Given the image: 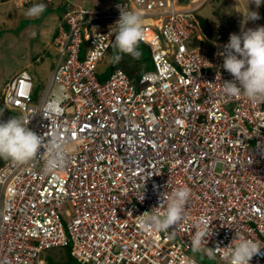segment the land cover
Masks as SVG:
<instances>
[{
    "label": "built area",
    "instance_id": "built-area-1",
    "mask_svg": "<svg viewBox=\"0 0 264 264\" xmlns=\"http://www.w3.org/2000/svg\"><path fill=\"white\" fill-rule=\"evenodd\" d=\"M208 1L74 4L59 23L42 93L27 69L6 83L3 105L66 153L52 171L39 156L0 166V264H48L43 255L68 246L81 264H207L190 247L201 218L212 233L202 251L218 264H228L237 233L264 247V98L224 94L230 35L204 27L198 11ZM135 6L148 20L141 40L153 43L154 69L100 78L111 28ZM258 26L264 18L247 23ZM60 89V111L45 118ZM179 187L191 197L171 234L142 227L139 216ZM261 253L250 264H264Z\"/></svg>",
    "mask_w": 264,
    "mask_h": 264
},
{
    "label": "clouds",
    "instance_id": "clouds-1",
    "mask_svg": "<svg viewBox=\"0 0 264 264\" xmlns=\"http://www.w3.org/2000/svg\"><path fill=\"white\" fill-rule=\"evenodd\" d=\"M250 4H255L258 9L264 5V0H248L247 10L238 11L243 16L241 32L230 34L229 41L224 45L221 55L224 57V71L233 77L232 80L223 81L224 94L229 97L243 95L249 100L255 101L264 98V26L246 27L249 21L260 19L259 12L252 10L249 7ZM45 9L44 3H34L25 14L28 17H38L43 14ZM144 31L143 11L134 8L121 10L120 17L115 26L111 28L110 35L114 34L115 36L114 47L121 52H129L139 57L141 53L137 44L142 39ZM38 59L37 61H41ZM115 59L119 60L120 55L117 54ZM62 94L63 89H60L55 98L44 106L42 114L45 118L60 111ZM3 107L10 113L21 116V118L13 116L7 121L0 120V158L6 159L4 163L10 159L17 164H26L39 156L44 161L45 171H52L60 167L64 160L66 147L57 138L45 139L38 135L27 127L28 123L22 119L19 112L13 113L14 110H10L4 105ZM2 115L3 110H0V116ZM190 197L191 191L187 187H179L171 194L163 193V202L158 208L166 205L164 211L158 213L156 212L158 208H154L144 212L139 216L142 227L171 234L169 230L185 218V206ZM209 228L208 222L201 218L196 225V231L190 236V247L193 253L203 250L207 238L212 234L209 232ZM233 244L234 246H232ZM230 246L232 247L227 254L228 264H250L253 257L261 255V250L264 249L259 241L245 238L238 233ZM208 255L212 256L211 249L208 251Z\"/></svg>",
    "mask_w": 264,
    "mask_h": 264
},
{
    "label": "rangeland",
    "instance_id": "rangeland-1",
    "mask_svg": "<svg viewBox=\"0 0 264 264\" xmlns=\"http://www.w3.org/2000/svg\"><path fill=\"white\" fill-rule=\"evenodd\" d=\"M0 0V110H3V115L0 120L7 121L13 116L21 118L20 115H14L4 109L2 105V91L5 84L12 79L16 72L25 68L34 76L36 88L39 94L45 89L50 80L53 67L58 57L57 50L53 47V35L51 32L44 34L43 29L48 26L49 18L45 15L38 17H28L21 15L16 22L14 10L17 6L14 0L10 1V5ZM41 3L45 0H40ZM82 4L88 8L102 7L110 5L118 0H72ZM188 0H181V3H187ZM46 11L51 8L50 3H44ZM248 0H209L198 11V17L201 19L207 31L213 32L218 39H225L227 35L241 30L243 16L238 11H246ZM252 10L264 12V5L258 9L255 4H250ZM14 11V12H13ZM11 15H10V14ZM19 11L17 12V14ZM10 18V19H9ZM9 21L12 23L9 25ZM148 21H146L147 23ZM247 27V25H246ZM42 39L44 41L42 42ZM140 50V56L136 57L129 52H121L114 47V54L110 51L105 60L99 65V73L105 77L112 73L111 63L115 61V56L120 55L117 68H123L129 74L135 75L138 71L144 72L146 70L154 69V63L150 54V47L140 42L137 44ZM37 55L43 57V61H37ZM21 72V71H20ZM14 110L13 113H15ZM4 116V117H3ZM5 158H0V163ZM0 187V198H1ZM194 256L208 264H218L215 256H209L206 251L194 253ZM46 257L48 264H81L77 260L71 259L68 256V247L54 248L49 251ZM89 264V263H87Z\"/></svg>",
    "mask_w": 264,
    "mask_h": 264
},
{
    "label": "crops",
    "instance_id": "crops-1",
    "mask_svg": "<svg viewBox=\"0 0 264 264\" xmlns=\"http://www.w3.org/2000/svg\"><path fill=\"white\" fill-rule=\"evenodd\" d=\"M10 1L11 0H3L2 2H5L6 4L10 5ZM15 1H16V3H14V4L17 6V8L14 9L16 11V13L14 14V16L16 17L15 18L16 22L20 18L21 15L26 16L25 13H26L27 9H29L34 3H41L40 0H14V2ZM47 1L48 2H43V3H47V4L50 3L49 6H51V8H49L48 11H46V9H45L43 14H41V15H45V17L49 18V21H48V26L49 27L44 28L43 32H44V34H47V32H51L52 33V35H53V37H52L53 38L52 45L54 47L55 33H56V30H57V28L59 26V23H60V21H61V19L63 17V14L66 12L67 9L71 8L72 5L79 4V3H77L76 1H72V0H47ZM28 4H29V6L27 8ZM18 11H19V13L17 14ZM263 18H264V12L263 13L260 12V19H263ZM11 24L12 23L9 21V25H11ZM43 41H44V39H42V42ZM37 58H39V59H41V61H43V57L41 55H39V56L37 55L35 60H37ZM26 66L29 67V65H26ZM26 66H25V68H27ZM22 69H24V68H22ZM20 71L16 72V74L19 73ZM5 160H3V162L0 163V166L4 163Z\"/></svg>",
    "mask_w": 264,
    "mask_h": 264
},
{
    "label": "trees",
    "instance_id": "trees-1",
    "mask_svg": "<svg viewBox=\"0 0 264 264\" xmlns=\"http://www.w3.org/2000/svg\"><path fill=\"white\" fill-rule=\"evenodd\" d=\"M45 2H48L47 0L45 1ZM30 4V3H29ZM29 4L27 5V8H28V6H29ZM204 25V24H203ZM205 27V26H204ZM57 30H58V28H57ZM57 30H56V33H57ZM55 33V34H56ZM211 33V32H210ZM140 42H142V43H144L142 40H140ZM145 45H147L146 43H144ZM148 46V45H147ZM149 47V46H148ZM112 52L113 54H114V52H115V50H114V42L112 43V45H111V47L109 48V52ZM108 52V53H109ZM150 54H151V49H150ZM117 65H118V60H115V61H112V63H111V69H112V71L113 70H115L116 68H117ZM127 73H128V71H127ZM137 73H140L139 71L137 72ZM136 73V74H137ZM142 73V72H141ZM129 74V73H128ZM135 74V75H136ZM129 75H131V74H129ZM135 75H131V76H135ZM101 78H105V76L103 75V76H101ZM2 104H3V102H2ZM68 256H69V258L71 257V259H73L72 258V256H71V254H70V247L68 248ZM70 263V262H69ZM69 263H67V264H69ZM50 264H54V263H52V262H50ZM63 264H65V262L63 263ZM208 264V263H207Z\"/></svg>",
    "mask_w": 264,
    "mask_h": 264
},
{
    "label": "bare ground",
    "instance_id": "bare-ground-1",
    "mask_svg": "<svg viewBox=\"0 0 264 264\" xmlns=\"http://www.w3.org/2000/svg\"><path fill=\"white\" fill-rule=\"evenodd\" d=\"M134 8H138L137 6H135ZM144 13V12H143ZM146 21H148V20H144V22L146 23ZM143 41V40H142ZM144 43H146L150 48H151V52H152V46H153V43H148V42H145V41H143ZM109 52V51H108ZM108 55V54H107ZM116 69H118V68H116ZM120 69H123V68H120ZM126 71V70H125ZM147 71V70H146ZM127 72V71H126ZM98 74V73H97ZM111 74V73H110ZM101 76H103V74L102 75H100L99 77L101 78ZM6 85V84H5ZM36 91H37V89H36ZM3 102V101H2ZM15 108L16 109H14V110H17V107L15 106ZM1 195H3V193H1Z\"/></svg>",
    "mask_w": 264,
    "mask_h": 264
}]
</instances>
